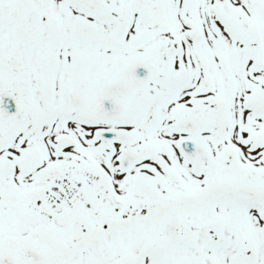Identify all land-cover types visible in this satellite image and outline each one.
<instances>
[{
  "label": "snow or ice",
  "instance_id": "1",
  "mask_svg": "<svg viewBox=\"0 0 264 264\" xmlns=\"http://www.w3.org/2000/svg\"><path fill=\"white\" fill-rule=\"evenodd\" d=\"M0 264H264V0H0Z\"/></svg>",
  "mask_w": 264,
  "mask_h": 264
}]
</instances>
